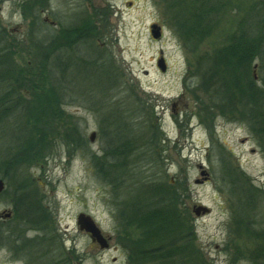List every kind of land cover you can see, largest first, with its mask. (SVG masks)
<instances>
[{
	"label": "rangeland",
	"instance_id": "1",
	"mask_svg": "<svg viewBox=\"0 0 264 264\" xmlns=\"http://www.w3.org/2000/svg\"><path fill=\"white\" fill-rule=\"evenodd\" d=\"M200 3L207 9L196 23ZM200 3L0 0L12 59L3 93L14 96L1 109L0 213L12 216L0 222V264L151 263L137 243L144 227L122 206L141 185L172 191L182 233L175 255L189 264H264V0ZM86 23L95 41L67 46L62 26ZM244 36L260 37L262 51L243 79L236 57L232 67L218 57L231 58ZM249 86L261 94L242 99ZM217 89L229 96L219 100ZM20 128L29 142L17 139ZM200 205L209 212L197 214ZM81 213L109 247L79 228Z\"/></svg>",
	"mask_w": 264,
	"mask_h": 264
},
{
	"label": "trees",
	"instance_id": "2",
	"mask_svg": "<svg viewBox=\"0 0 264 264\" xmlns=\"http://www.w3.org/2000/svg\"><path fill=\"white\" fill-rule=\"evenodd\" d=\"M202 0H193V4H198ZM207 3H200L198 6H194L193 10L191 11L195 17H196V23H201L203 14L207 9ZM195 9L197 10V14H195ZM194 15H192L194 17ZM187 22L191 25V18L190 16H185ZM199 20V21H198ZM186 23H182V27H186L188 31L191 32H196L200 27L196 29H189L186 25ZM63 31L66 29V33L68 34L67 36V42L65 43L67 46H73L75 44H79V42H93L88 41L86 38V30L88 27H93L96 28L94 25H89L86 23V25H81V26H62ZM203 29V28H202ZM63 36V33H61ZM197 34V33H196ZM74 36H77L78 39L77 41H71ZM249 36V35H248ZM248 36H244L245 38L239 39L236 43L231 46L234 48L233 50V55L231 58H224L226 55H220L218 60H224L223 62L228 64L229 67H232L234 65L233 57H236V62L232 70H234V75H237V71L239 75L244 79V76H249L247 72L249 71L248 64L249 62L252 61L256 53H260V50L262 51V46L260 44L259 38L254 37L253 38H248ZM235 45V47H234ZM10 53L11 50L8 48L7 43L5 38L0 36V122H4V118L1 117V114H3L4 111H1V109L5 108L6 110H9L13 108L11 105H9V101L14 99V96L11 93H3V85L6 82V78L8 77L6 75V67L10 64L11 60L10 59ZM217 60V61H218ZM250 65V64H249ZM213 70V69H212ZM105 71V70H103ZM211 70L207 71V74H210L211 76ZM11 77V76H10ZM212 77V76H211ZM251 78V77H250ZM208 83L207 86L211 83L212 78H208ZM237 80V79H236ZM240 82V78L238 80ZM252 83L253 80H251ZM250 82V84H251ZM9 85L15 89H21L22 85L19 83V81L16 83V86H14L13 81L9 82ZM204 85L205 82H204ZM250 87V86H249ZM5 88V87H4ZM23 89V88H22ZM242 99L246 98L251 100L258 94H261L258 92L257 89H254L252 87H242ZM258 92V93H257ZM230 92H225L222 90L217 89L215 94H212L213 96L218 97L219 100L221 99H226L225 96H229ZM224 94H226L224 96ZM20 97V96H19ZM18 101L22 100V98H17ZM9 100V101H7ZM255 109V108H254ZM256 110V109H255ZM257 111V110H256ZM257 113V112H256ZM253 117L254 114L252 113ZM256 119V118H255ZM259 119L264 120V117H260ZM257 120V119H256ZM255 120V121H256ZM128 129V128H127ZM12 130H17V128H13ZM20 134H23V128L19 129ZM18 133V131H17ZM117 134V133H115ZM14 135V133H13ZM23 138L17 137L18 140L24 141L26 138V142H29L31 139L30 135L28 133L23 134ZM14 135V138H16ZM123 152V150H122ZM18 153H16V157ZM28 155V154H27ZM4 159V158H2ZM10 157H7L4 162L8 164L12 163L13 160L9 161ZM21 158L18 157V160L14 162L19 165L20 167L22 166L20 164ZM3 162V163H4ZM9 167V166H8ZM15 167H17L15 165ZM14 167H10L12 169ZM122 170V168H121ZM17 173V171H15ZM121 171H114L113 176L117 177L118 173ZM124 172V171H122ZM119 176V175H118ZM142 193H139L137 196L138 199L135 201H131L130 203H127L125 200L123 202V209L124 213L127 214L126 219L128 221L135 222L138 224L140 227H144V235L146 236L143 239H140L137 243L139 244V251L140 254L145 255L146 259L148 261H151L149 264H189L187 259L180 258V256L175 255L179 253L180 248H177V243L182 240V235L181 231L179 230L181 228L180 226V221H177V206H176V198L173 196L172 191H168V189H160L158 186L155 188H150L149 186H143ZM137 188H132L130 191L125 192V195L128 196L129 194L137 193ZM20 205L23 210H28L29 212L31 211H37L39 208L37 202H32V204H24L20 202ZM158 243H163V244H158ZM188 244V243H187ZM190 247V246H189ZM191 248V247H190ZM152 249V250H151ZM187 252H191L189 248L186 249ZM259 251V250H257ZM150 252H153L150 253ZM155 252V253H154ZM194 263V262H193ZM195 264V263H194Z\"/></svg>",
	"mask_w": 264,
	"mask_h": 264
},
{
	"label": "water",
	"instance_id": "3",
	"mask_svg": "<svg viewBox=\"0 0 264 264\" xmlns=\"http://www.w3.org/2000/svg\"><path fill=\"white\" fill-rule=\"evenodd\" d=\"M152 32L155 37H158L161 35V29L157 25H153ZM159 65L163 70H165V63L163 59H160ZM95 136H96V133H93L91 136L92 141L95 140ZM4 188H5V183L0 178V193L3 192ZM209 210L210 209L208 207L203 206V205H200L195 208V211L197 214H200L201 212L206 213V212H209ZM10 216H11V213L9 211L4 214H0V217H4V218H8ZM77 222H78L79 228L81 230L86 231L94 241H98L102 248L108 247V239L104 237V235L101 232V229L98 227L97 223L95 222L92 216L85 214V213H81L78 216Z\"/></svg>",
	"mask_w": 264,
	"mask_h": 264
},
{
	"label": "flooded vegetation",
	"instance_id": "4",
	"mask_svg": "<svg viewBox=\"0 0 264 264\" xmlns=\"http://www.w3.org/2000/svg\"><path fill=\"white\" fill-rule=\"evenodd\" d=\"M65 26H68V25H65ZM96 30H97V28H93V27H88V29L86 30V38L88 39V41H92V40H95L96 38L95 37H97V33H96ZM61 33H63V39H64V41H65V43L67 42V36H68V34L66 33V29L63 31V29H62V31H61ZM77 39H78V37L77 36H74L73 37V39L71 40V41H77ZM3 181H4V179L3 178H1ZM4 183H5V181H4ZM5 189H6V184H5V188H4V190H3V192L5 191ZM1 194V193H0ZM10 212L11 213V216H12V211H10V210H7V211H5L4 213H6V212ZM4 213H0V214H4ZM11 216L10 217H8V218H2V217H0V222L1 221H3V222H5V221H7L8 219H10L11 218ZM91 240H92V243L95 245V247L97 246H100L101 247V245H100V243L98 242V241H94L92 238H91ZM110 246V242H109V238H108V247Z\"/></svg>",
	"mask_w": 264,
	"mask_h": 264
}]
</instances>
